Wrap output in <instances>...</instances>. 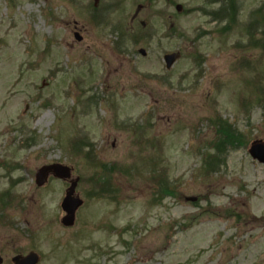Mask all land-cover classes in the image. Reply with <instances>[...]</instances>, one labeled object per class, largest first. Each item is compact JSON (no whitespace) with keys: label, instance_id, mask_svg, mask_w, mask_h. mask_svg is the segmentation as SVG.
I'll return each mask as SVG.
<instances>
[{"label":"rangeland","instance_id":"374dc122","mask_svg":"<svg viewBox=\"0 0 264 264\" xmlns=\"http://www.w3.org/2000/svg\"><path fill=\"white\" fill-rule=\"evenodd\" d=\"M239 1V18L222 35L214 32L222 24L195 10L205 0H0V191L23 178L11 190L23 197V208L7 209L20 229L0 222V255L36 250L40 264H264V165L252 159L249 145L227 146L226 164L204 175L197 150L213 151L206 145L215 137L208 120L215 111L249 143L264 139V100L241 102L256 97L258 87L264 94V50L248 46L246 29L264 0ZM102 2L114 3L113 10L95 26L90 11ZM142 22L156 30L143 45L149 56L129 42L126 53H114L121 30L111 27ZM76 26L82 41L74 38ZM177 49L183 56L166 72L164 54ZM195 53L204 56L199 66ZM91 62L96 72L86 69ZM157 74L161 79L146 81ZM107 91L113 97L90 110L85 100ZM81 124L102 165L115 169L113 199L92 195L101 164L72 155L68 140L80 136ZM28 130L38 135L32 147L21 143ZM54 161L80 176L85 203L72 227L60 223L69 184L35 183L37 169ZM3 162L22 168L9 172ZM160 174L175 196L160 197L151 181ZM192 196L197 200H186Z\"/></svg>","mask_w":264,"mask_h":264},{"label":"water","instance_id":"95a60500","mask_svg":"<svg viewBox=\"0 0 264 264\" xmlns=\"http://www.w3.org/2000/svg\"><path fill=\"white\" fill-rule=\"evenodd\" d=\"M179 56V54H172L167 57L168 64L171 66V64L174 62V60ZM262 159H264V150L262 152V155L260 156ZM55 173L57 176L67 177L70 175L71 170L68 167L55 165V166H46L42 168L38 174V183L40 185L44 184L47 180V177L49 173ZM76 181L73 182L72 187L70 188L68 192V197L65 199L64 208L67 210L68 215L64 218V222L66 224H73L75 219V212L77 208L82 204V200H80L78 197H74V189H75ZM34 255L29 256L28 258L24 259L25 263L27 264H34L36 261H34ZM1 262V260H0ZM19 264H22V261H19Z\"/></svg>","mask_w":264,"mask_h":264},{"label":"trees","instance_id":"16d2710c","mask_svg":"<svg viewBox=\"0 0 264 264\" xmlns=\"http://www.w3.org/2000/svg\"><path fill=\"white\" fill-rule=\"evenodd\" d=\"M234 3H235L234 0H232L230 2V6L234 5ZM213 15L217 19L219 18L220 20H228L231 23H233L235 21V18H236V11L235 10L232 11L231 8L228 9V5L226 6L224 3V6L219 11H214ZM226 28H228V27H226ZM218 124L221 126L220 131H222L221 134L224 137L218 146L219 153L216 155L215 154L209 155L208 165H209V168H211V169H216L224 161L223 157L221 156V153L224 152L227 145H233L234 139L236 137L235 130L231 126H229V125L224 126L222 121H218Z\"/></svg>","mask_w":264,"mask_h":264}]
</instances>
